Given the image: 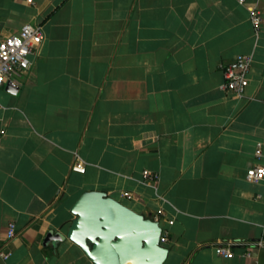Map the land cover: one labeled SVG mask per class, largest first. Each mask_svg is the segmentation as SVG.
<instances>
[{"label":"crops","instance_id":"obj_1","mask_svg":"<svg viewBox=\"0 0 264 264\" xmlns=\"http://www.w3.org/2000/svg\"><path fill=\"white\" fill-rule=\"evenodd\" d=\"M26 24L44 41L0 87V264H94L67 238L87 191L159 221L164 264H264V247L214 248L264 238V179H247L264 166V0H0V43ZM238 55L242 98L223 87Z\"/></svg>","mask_w":264,"mask_h":264},{"label":"water","instance_id":"obj_2","mask_svg":"<svg viewBox=\"0 0 264 264\" xmlns=\"http://www.w3.org/2000/svg\"><path fill=\"white\" fill-rule=\"evenodd\" d=\"M76 216L67 238L94 264H164L169 249L163 227L102 191L84 192L71 209ZM62 235L46 240L61 241Z\"/></svg>","mask_w":264,"mask_h":264},{"label":"built area","instance_id":"obj_3","mask_svg":"<svg viewBox=\"0 0 264 264\" xmlns=\"http://www.w3.org/2000/svg\"><path fill=\"white\" fill-rule=\"evenodd\" d=\"M29 4H33L35 0H26ZM244 3L245 0H239ZM251 20L256 28L259 30L262 25V16L259 11H254L251 14ZM44 41L43 28L40 25L26 24L21 30L14 35L4 38L0 43V87L7 81L13 83L15 78L22 73L31 70L33 66L32 56L39 53L40 47ZM253 58L250 55H238L228 65L223 66V74L225 83L224 89L234 94L237 97H244L246 90L250 84L249 74L251 72ZM1 109V104H0ZM257 154L261 155V149L257 150ZM73 171L85 172V165L81 159H77L73 165ZM146 177L151 173L146 171ZM247 179L251 182H259L264 179V166L258 165L247 170ZM124 197L133 198L131 192H124ZM173 221H171L172 223ZM17 236L16 225L11 223L8 227L7 238L12 241ZM168 241L167 233H162L161 242L164 244ZM235 247H247L251 251L254 248L264 247V238L256 241H230L219 242L214 244L217 255L224 258H233ZM248 252L250 254L251 252ZM0 256L7 259L10 256L9 252L0 250Z\"/></svg>","mask_w":264,"mask_h":264}]
</instances>
